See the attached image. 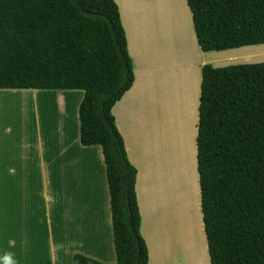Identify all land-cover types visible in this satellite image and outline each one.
<instances>
[{
	"label": "crops",
	"instance_id": "obj_1",
	"mask_svg": "<svg viewBox=\"0 0 264 264\" xmlns=\"http://www.w3.org/2000/svg\"><path fill=\"white\" fill-rule=\"evenodd\" d=\"M114 1L135 80L112 113L137 170L148 264H211L197 160L202 72L261 52H204L187 0ZM84 95L0 89V264L117 262L103 150L80 140ZM40 97L56 99L46 117Z\"/></svg>",
	"mask_w": 264,
	"mask_h": 264
},
{
	"label": "trees",
	"instance_id": "obj_2",
	"mask_svg": "<svg viewBox=\"0 0 264 264\" xmlns=\"http://www.w3.org/2000/svg\"><path fill=\"white\" fill-rule=\"evenodd\" d=\"M187 2L204 52L264 45V0ZM134 80L114 0H0V89L85 92L80 140L103 150L115 264L149 259L137 170L112 113ZM197 160L211 264H264V62L204 66Z\"/></svg>",
	"mask_w": 264,
	"mask_h": 264
},
{
	"label": "rangeland",
	"instance_id": "obj_3",
	"mask_svg": "<svg viewBox=\"0 0 264 264\" xmlns=\"http://www.w3.org/2000/svg\"><path fill=\"white\" fill-rule=\"evenodd\" d=\"M252 47H253V49L256 48V50L253 51L254 54H255V53H258V51L261 52V53L264 52V45H258V46H252ZM241 48H242V47H241ZM209 52H221V51H209ZM244 52H245V53H246V52L251 53V49L248 50V51L244 50ZM261 53H258L259 56H261V57L254 59V60H253L252 62H250V63H261V62H264V57H262V56H264V54H261ZM246 63H249V62H240V63H238V64H246ZM231 65H232V64H231ZM213 67H214V66H213ZM36 99L38 100V102L35 100V98H34V99H31V100L36 101V103H43V104L46 106L44 116L46 117V114H47V116H48V114H49V103H50L51 101L54 102L56 99H51V98H48V97H40V99H39V98H36Z\"/></svg>",
	"mask_w": 264,
	"mask_h": 264
},
{
	"label": "clouds",
	"instance_id": "obj_4",
	"mask_svg": "<svg viewBox=\"0 0 264 264\" xmlns=\"http://www.w3.org/2000/svg\"><path fill=\"white\" fill-rule=\"evenodd\" d=\"M5 264H8V261H7V259H6V261H5Z\"/></svg>",
	"mask_w": 264,
	"mask_h": 264
}]
</instances>
